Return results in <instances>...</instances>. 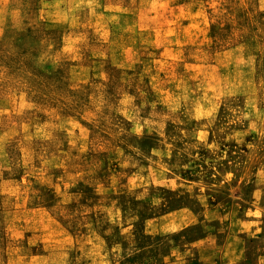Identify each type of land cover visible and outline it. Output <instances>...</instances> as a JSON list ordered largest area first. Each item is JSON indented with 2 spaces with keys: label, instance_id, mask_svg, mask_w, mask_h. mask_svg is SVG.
<instances>
[{
  "label": "rangeland",
  "instance_id": "374dc122",
  "mask_svg": "<svg viewBox=\"0 0 264 264\" xmlns=\"http://www.w3.org/2000/svg\"><path fill=\"white\" fill-rule=\"evenodd\" d=\"M0 264H264V0H0Z\"/></svg>",
  "mask_w": 264,
  "mask_h": 264
}]
</instances>
